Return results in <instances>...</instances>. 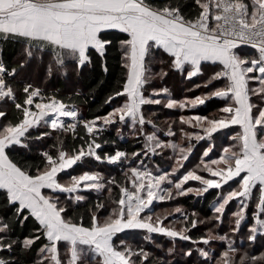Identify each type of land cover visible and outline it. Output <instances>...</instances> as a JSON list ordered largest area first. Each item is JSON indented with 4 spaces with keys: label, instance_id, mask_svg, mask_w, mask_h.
<instances>
[{
    "label": "snow or ice",
    "instance_id": "1",
    "mask_svg": "<svg viewBox=\"0 0 264 264\" xmlns=\"http://www.w3.org/2000/svg\"><path fill=\"white\" fill-rule=\"evenodd\" d=\"M107 30L127 36L114 44ZM9 44L21 56L12 67L3 56ZM114 46L122 73L104 100L110 110L103 115L86 118L73 102L79 92L64 98L58 89L49 93L44 85L18 83L21 69L33 61L45 66L46 84L66 77L69 65L79 75L93 55L107 76ZM241 46L256 54L242 56ZM156 64L160 70L153 72ZM170 73L187 81L203 78L194 84L203 91L177 100L168 87H152ZM213 101L223 106L208 115L183 114ZM148 105L181 114L163 130L151 118L155 113L146 114ZM125 126L143 138L138 150H121L105 138L115 127L123 139ZM225 139L231 143L225 146ZM109 144L114 151L105 150ZM197 145L199 162L188 167ZM169 149L167 168L146 163ZM88 160L116 166L122 179L98 170L69 172ZM113 188L118 198L111 199ZM105 190L110 210L102 201L79 210L88 199L84 193ZM210 190L216 192L211 217L201 219L178 204L182 197L204 199ZM166 202L176 203L172 211L155 210ZM29 221L31 232L17 235ZM207 223L214 227L194 234ZM222 226L228 231L221 234ZM126 230L146 233L143 240L153 250L120 240ZM153 234L172 246L157 243ZM238 239L249 249H241ZM177 241L190 246L178 253ZM261 241L264 0H0V264H264V251L252 254Z\"/></svg>",
    "mask_w": 264,
    "mask_h": 264
},
{
    "label": "trees",
    "instance_id": "2",
    "mask_svg": "<svg viewBox=\"0 0 264 264\" xmlns=\"http://www.w3.org/2000/svg\"><path fill=\"white\" fill-rule=\"evenodd\" d=\"M107 36L109 39L116 41L125 39L127 34L119 32V30H107ZM247 47V46H246ZM248 49L251 50L250 47ZM4 60L9 67L16 66L20 60L21 56L19 55V48L16 45L9 44L4 47ZM120 54L117 48L114 46L109 54H108V66L110 68L109 73L107 76L102 71L100 60L98 57L93 55V64L91 66H85L82 71H80L79 75L76 74L75 71L72 70L74 67L73 65H69V71L67 76L56 75L50 81L45 84L46 78V69L43 64L37 65L35 61L29 64L26 68L21 69L18 74V83L23 84L25 82H32L36 85H44L46 90L51 93L52 91L58 89L60 91L61 97L67 98L70 95H73L74 92L81 93L79 99H74L75 102L83 115L86 118H91L94 114L103 115L107 111L110 110V107L104 105V100L106 96L109 94L113 86L115 85L117 79L120 77L122 73V69L120 66ZM165 69L167 70V66L165 65ZM212 69L219 70L217 66L213 67ZM153 72H158L160 70V65L156 64L153 65L152 68ZM103 80L104 83L100 84L98 87L99 82ZM196 83H203V78H193L192 81L185 80L182 76L176 73H170L168 77H166L163 81L156 79L152 82L153 88H161V87H168L171 90L172 97L174 99L180 100L184 98H193L195 95H199L203 89H195L194 84ZM217 86H220L218 83ZM189 89H193V91H189ZM163 104V101H162ZM222 103L219 101H213L208 103L206 106H201L195 110H183V114L185 115H193V114H200V115H208L210 113L215 112L219 107H222ZM146 114L155 113L156 115L151 117L157 126L163 130L167 129V123L173 120H176L178 116L181 114V110H168L164 108L162 105H148L145 106ZM128 127L125 126L123 128V133H125L124 138L120 139L116 135V129L113 127L110 131L106 132L105 138L115 141V146L119 147L121 150L127 149L129 152L138 150L143 145V138L137 139L133 137L131 134L127 132ZM151 132L153 129L148 126L145 128ZM173 130H175V126H173ZM237 130H239L237 128ZM231 135V134H230ZM67 139V142L70 141V136ZM161 139H164V136L161 135ZM176 142L181 143L182 146H187V142L180 141L179 139ZM51 143V141H49ZM225 146L228 143H231L229 139H225L223 141ZM106 151L112 152L114 151V147L112 144H109L106 148ZM202 152V147L197 145L196 149L193 152V155L190 157L191 163L188 164V167H194L196 163L199 162V155ZM19 156L25 159H31L30 155H25L23 153L18 154ZM173 153L171 150H166L163 157L154 156L149 162L150 166L152 164H159L161 167L167 168L168 165L171 163L168 160V157L172 156ZM147 161V160H146ZM86 169L89 170H98L101 171L106 177L108 176H115L118 180H121V172L116 166L111 165H102L97 164L92 160H88L85 162ZM70 171V170H69ZM61 177L68 178L67 175L61 174ZM88 199L86 204H82L80 211H83V207L87 205H91L96 203L97 201H102L105 203L107 208L110 210L111 208V199L118 198L119 192L118 189L113 188L111 193V199H109V194L105 190L103 193L97 195L96 193H84ZM254 194H256V190H254ZM216 195L215 190H210L208 194H205L204 199L194 198V197H182L179 198L178 204L183 206L184 209L187 211H195L199 214L201 219L208 218L212 216V209H211V202L213 201ZM61 199H64V196H61ZM172 204L174 202H166L161 204H156L155 209L160 205L164 208L167 204ZM170 204V205H171ZM176 205V203H174ZM234 210V208H233ZM101 215L107 216L108 211L102 210ZM87 220V217H85ZM176 219H179V214H176ZM172 220V217H169V221ZM169 221H165V223H169ZM178 228L181 227L179 223ZM214 225L211 223H207L204 225H200L198 231L194 230L195 235H200L204 233L208 228H213ZM33 228L32 222H26L23 228H17L16 234L23 236L27 235L31 232ZM220 233L227 232L228 228L226 226H222L219 229ZM141 230H126L124 233L118 234L120 240H124L126 243L135 246H144L149 250L152 249V245L143 240V236H141ZM153 238L156 240L157 243L164 244L165 248L171 247L172 244L169 240L164 237L158 236L153 234ZM116 243H119V240H116ZM264 244V241L258 242L255 246V250L252 251V254L258 255L259 252L264 251V247L261 245ZM238 245L241 249H249V245L245 241L244 243H240L238 239ZM190 245L184 241H177L176 247L178 253L182 250H186ZM214 248L218 251L223 250V246L221 244H214ZM156 255L163 256L162 252H156ZM30 257L35 256V252L29 254ZM179 259V257H177Z\"/></svg>",
    "mask_w": 264,
    "mask_h": 264
},
{
    "label": "rangeland",
    "instance_id": "3",
    "mask_svg": "<svg viewBox=\"0 0 264 264\" xmlns=\"http://www.w3.org/2000/svg\"><path fill=\"white\" fill-rule=\"evenodd\" d=\"M146 132H149L148 130H145ZM127 132L129 133V128H128V130H127ZM146 163H149L148 161H146ZM149 167H151L150 166V164H149ZM82 170H89V169H86V167H84L83 169H81V168H79V167H77L76 169H75V171H73V170H70L69 172H71L72 174H79ZM93 170V169H92ZM90 171V170H89ZM64 180H67L68 178H63ZM171 204V203H170ZM170 204H167L166 206H164V208L162 207V206H160V205H157L158 207L155 209L157 212H170V211H172V209L176 206L174 203H172L171 205ZM156 207V204L154 205V208ZM178 222L175 224V227L176 228H178L177 226H178ZM141 236H144L146 233H144L143 231L141 232ZM143 238V237H142Z\"/></svg>",
    "mask_w": 264,
    "mask_h": 264
},
{
    "label": "crops",
    "instance_id": "4",
    "mask_svg": "<svg viewBox=\"0 0 264 264\" xmlns=\"http://www.w3.org/2000/svg\"><path fill=\"white\" fill-rule=\"evenodd\" d=\"M238 52L242 55V56H254L255 53V49H248V47L246 46H241L240 49H238ZM216 65H210V68L215 67Z\"/></svg>",
    "mask_w": 264,
    "mask_h": 264
}]
</instances>
